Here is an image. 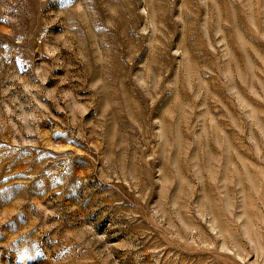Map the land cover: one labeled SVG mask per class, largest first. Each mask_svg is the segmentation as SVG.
Here are the masks:
<instances>
[{"label": "rangeland", "instance_id": "obj_1", "mask_svg": "<svg viewBox=\"0 0 264 264\" xmlns=\"http://www.w3.org/2000/svg\"><path fill=\"white\" fill-rule=\"evenodd\" d=\"M0 264H264V0H0Z\"/></svg>", "mask_w": 264, "mask_h": 264}]
</instances>
